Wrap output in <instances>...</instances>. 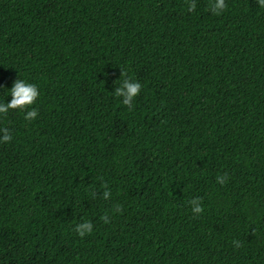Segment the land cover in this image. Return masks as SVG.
I'll list each match as a JSON object with an SVG mask.
<instances>
[{
  "label": "trees",
  "instance_id": "trees-1",
  "mask_svg": "<svg viewBox=\"0 0 264 264\" xmlns=\"http://www.w3.org/2000/svg\"><path fill=\"white\" fill-rule=\"evenodd\" d=\"M210 2L0 0V264H264V7Z\"/></svg>",
  "mask_w": 264,
  "mask_h": 264
},
{
  "label": "clouds",
  "instance_id": "clouds-1",
  "mask_svg": "<svg viewBox=\"0 0 264 264\" xmlns=\"http://www.w3.org/2000/svg\"><path fill=\"white\" fill-rule=\"evenodd\" d=\"M257 4L264 7V0H257ZM187 6L189 11L195 9L196 0H187ZM226 7V0H211L209 4V10L216 14L223 12ZM121 75H123V79L120 80L119 86H114L112 93L117 97H121V103L131 108L133 100L142 90V84L139 80L124 75L123 72H121ZM6 89V96L10 95L11 99L7 102L5 101V98L0 100V115L7 114L11 109H19L23 112L26 121H32L37 118L38 109L34 105L40 95V89L36 83L21 77L15 79L12 86ZM11 139L12 134L10 129L7 127L0 128V142H8ZM225 179L226 175H218L216 177L217 182L220 184H223ZM110 194V189L105 187L100 193V196L107 200L110 197ZM93 195H96V193H93ZM189 203L193 213H200L203 210L201 197H194ZM103 219L107 222L108 216L105 215ZM93 227V223L90 220L85 219L76 223L74 229L80 237H84L93 231Z\"/></svg>",
  "mask_w": 264,
  "mask_h": 264
}]
</instances>
